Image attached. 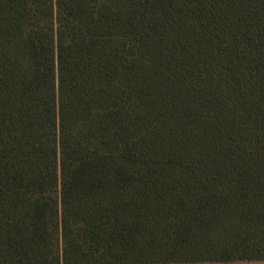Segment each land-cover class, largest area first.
Returning a JSON list of instances; mask_svg holds the SVG:
<instances>
[{"label": "trees", "instance_id": "1", "mask_svg": "<svg viewBox=\"0 0 264 264\" xmlns=\"http://www.w3.org/2000/svg\"><path fill=\"white\" fill-rule=\"evenodd\" d=\"M0 264H264V0H0Z\"/></svg>", "mask_w": 264, "mask_h": 264}]
</instances>
